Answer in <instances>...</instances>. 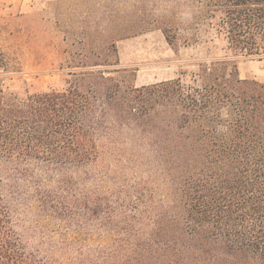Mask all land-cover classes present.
I'll return each instance as SVG.
<instances>
[{
    "label": "trees",
    "instance_id": "16d2710c",
    "mask_svg": "<svg viewBox=\"0 0 264 264\" xmlns=\"http://www.w3.org/2000/svg\"><path fill=\"white\" fill-rule=\"evenodd\" d=\"M205 24L234 53L264 61V0H161L141 33L160 30L179 55ZM98 39L89 34L63 91L19 98L0 88V264H264V83L229 71L224 58L201 62L195 86L139 88L121 69L116 40L98 48ZM116 131L149 148V158L129 160L152 176L112 210L77 190L75 174L107 153L98 143H117ZM34 207L75 228L94 224L108 247L85 241L69 258L79 236L63 252L45 250L43 226H27Z\"/></svg>",
    "mask_w": 264,
    "mask_h": 264
},
{
    "label": "rangeland",
    "instance_id": "374dc122",
    "mask_svg": "<svg viewBox=\"0 0 264 264\" xmlns=\"http://www.w3.org/2000/svg\"><path fill=\"white\" fill-rule=\"evenodd\" d=\"M160 12L161 0H0V51L7 65L0 70V88L6 96L19 98L65 90L68 72L76 66L71 62L90 50L89 34L99 36L93 44L98 48L112 38L116 40L121 69H127L129 80L139 88L175 79L195 86L200 81L201 62L224 58L230 60L229 71L237 68L242 79L264 83V61L234 53L216 26H200L198 42L182 47L179 55L160 30L141 33L145 26H152ZM183 18L188 20L189 15L184 14ZM120 135L121 139L116 131L115 144L109 145L108 140L98 143L107 153L96 164L75 174L77 190L87 194L92 202L110 204L112 210L126 205L125 191L129 186L151 180L152 176L150 172L135 170L129 160V155L149 158V148L135 143L126 132ZM128 162L130 166L124 169ZM163 193L161 187L160 194ZM26 217L28 227L43 226L40 228L41 235L47 237L45 250L53 246L63 252L61 245L79 236L69 258L82 251L79 249L85 241L96 249L109 245L104 234H99L90 222L75 223L80 230L77 236L70 221L48 218L37 207L28 210ZM41 235L30 238L32 248L40 244ZM89 246L84 248L87 254Z\"/></svg>",
    "mask_w": 264,
    "mask_h": 264
}]
</instances>
